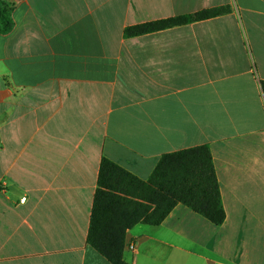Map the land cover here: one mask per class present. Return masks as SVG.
<instances>
[{"label":"crops","instance_id":"obj_1","mask_svg":"<svg viewBox=\"0 0 264 264\" xmlns=\"http://www.w3.org/2000/svg\"><path fill=\"white\" fill-rule=\"evenodd\" d=\"M9 1L0 264H112L87 236L101 161L146 180L163 154L203 144L224 223L178 204L160 225L128 230L125 259L264 264V0ZM224 5L232 11L124 36L131 25Z\"/></svg>","mask_w":264,"mask_h":264},{"label":"trees","instance_id":"obj_2","mask_svg":"<svg viewBox=\"0 0 264 264\" xmlns=\"http://www.w3.org/2000/svg\"><path fill=\"white\" fill-rule=\"evenodd\" d=\"M15 4L0 0V34L15 26ZM232 11L231 5L203 9L128 26L124 36L193 23ZM264 94V80L261 81ZM146 180L104 158L94 195L88 242L112 264H132L125 259L126 235L137 224L160 225L172 210L183 204L215 225L226 220L220 183L209 145L181 149L161 156Z\"/></svg>","mask_w":264,"mask_h":264},{"label":"built area","instance_id":"obj_3","mask_svg":"<svg viewBox=\"0 0 264 264\" xmlns=\"http://www.w3.org/2000/svg\"><path fill=\"white\" fill-rule=\"evenodd\" d=\"M22 200H23V202L25 201V199H24V198H23ZM129 248H130V249H132V250H135V248H136V247H135V245H134V244H131V245L129 244Z\"/></svg>","mask_w":264,"mask_h":264}]
</instances>
